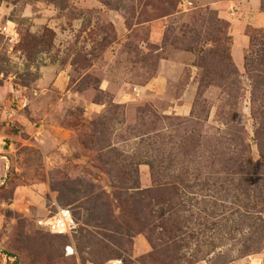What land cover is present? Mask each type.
I'll list each match as a JSON object with an SVG mask.
<instances>
[{"label": "rangeland", "instance_id": "1", "mask_svg": "<svg viewBox=\"0 0 264 264\" xmlns=\"http://www.w3.org/2000/svg\"><path fill=\"white\" fill-rule=\"evenodd\" d=\"M235 1L0 0V264H264V212H242L264 191V88L254 107ZM147 154L184 183L156 188ZM59 209L70 236L37 226Z\"/></svg>", "mask_w": 264, "mask_h": 264}, {"label": "trees", "instance_id": "2", "mask_svg": "<svg viewBox=\"0 0 264 264\" xmlns=\"http://www.w3.org/2000/svg\"><path fill=\"white\" fill-rule=\"evenodd\" d=\"M261 10H262V12H264V0H262V2H261ZM252 30H254V29H252ZM260 32L264 34V31L254 30L252 33L253 36L249 37V45H248L249 51H248V54L246 55L245 61H244V68H245V71L247 73L248 79L252 83V90L254 92V94L252 95V104L254 107H255L256 102H257V98L255 97V95L257 93L259 94V93L263 92V88H264V37L262 38L263 40H261V42H262L260 45L261 48L256 50V51L253 50V47H255L257 45V41L259 40L258 36L260 35ZM227 70H228V73L226 74L225 79L228 80L229 78H233V76H236L237 70L235 68L229 67V69H227ZM237 82H238V76H237ZM235 83H236V80H235ZM148 119H149V116L146 117V120H148ZM150 119L152 121L157 120L155 117L154 118L151 117ZM151 134L148 133V134H146V136L149 137ZM150 155L151 154H147V156H146L147 162L145 164L148 165L150 168L153 184L156 188H162V187L166 186L165 191L167 190V188H170V187H173L171 190H174L176 187H178L182 183H184V179L180 174L175 175L174 177H168L167 181L164 180V176H165L164 171L165 170L167 171L168 167H163L164 162H162V161H159V163L157 164V161L155 160V158H153ZM232 155H234L233 152H230L229 155H225V157H226L225 164L226 165H229L233 168V167H237L238 165L242 166V164L244 166H247L250 164V162L247 160L246 156L240 155L239 157L234 159L231 157ZM183 158H184V156H183ZM185 162L186 161H184L182 163V165H184ZM187 163H189V161H187ZM223 171H224V169H223ZM222 175H224V174L222 173ZM225 175H224L223 181H226ZM136 183L131 188L132 190L139 189ZM137 192H140V191H137ZM174 198L175 197L171 195L170 200L165 199L164 204H165V207H167V209L169 210L168 211L169 213L173 212V210H174V207L172 205H174V206L177 205L175 203L176 199H174ZM256 208H257V211L255 210ZM242 212L246 218H250L252 216V214H259V215L262 214L264 212V191H263V195L260 197L258 202L255 203L254 206L244 205L242 207ZM259 221H260V223H262V221L260 219H259ZM137 224L142 225L139 220L137 221ZM149 226H151V225H147L144 228V231H147L148 233H150L151 230H150ZM56 236L67 237L66 235H56ZM68 245H70L69 242L67 244H65L63 247L64 254H65V247Z\"/></svg>", "mask_w": 264, "mask_h": 264}, {"label": "crops", "instance_id": "3", "mask_svg": "<svg viewBox=\"0 0 264 264\" xmlns=\"http://www.w3.org/2000/svg\"><path fill=\"white\" fill-rule=\"evenodd\" d=\"M236 12L233 11L232 18L230 14H221L225 19L231 21L233 29L234 45L232 48V56L238 67L243 66L244 49L249 45V37L246 35V30L252 28L254 30H264V12L261 10V0H236L233 3ZM236 36L239 40H236ZM241 45L242 59L237 61L234 58L236 46ZM248 48V47H247ZM239 52V51H238ZM239 59V58H238ZM72 213V212H71ZM71 245V244H70ZM73 246V245H72ZM74 248V246H73ZM70 257V256H68Z\"/></svg>", "mask_w": 264, "mask_h": 264}, {"label": "built area", "instance_id": "4", "mask_svg": "<svg viewBox=\"0 0 264 264\" xmlns=\"http://www.w3.org/2000/svg\"><path fill=\"white\" fill-rule=\"evenodd\" d=\"M37 226L53 235L70 236L76 230V223L73 214L69 209H59L52 217L38 220ZM75 250L72 245L65 247V255L73 256Z\"/></svg>", "mask_w": 264, "mask_h": 264}]
</instances>
